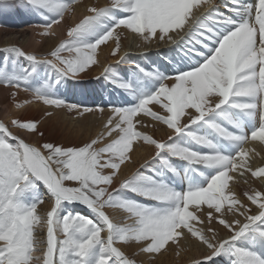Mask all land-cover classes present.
Segmentation results:
<instances>
[{"label":"snow or ice","instance_id":"1","mask_svg":"<svg viewBox=\"0 0 264 264\" xmlns=\"http://www.w3.org/2000/svg\"><path fill=\"white\" fill-rule=\"evenodd\" d=\"M79 3L22 6L42 17L39 35L55 37L53 26ZM85 12L44 57L17 46L3 50L0 86L13 89V100L25 91L78 116L104 111H81L62 97L82 87L81 74L98 63L101 45L114 41L110 54L117 55L121 28L144 45L174 44L175 56L165 59L175 67L131 63L122 76L106 66L104 78L121 99L109 101L101 131L81 146H34L19 133L36 134V122L12 119L16 133L0 122V264H137L139 255L155 257L188 240L203 249L194 264H264V193L235 191L249 177L264 183V167L253 169L246 159L259 153L245 147L264 146V0H110ZM127 62L122 56L117 64ZM157 124L170 130L166 141L137 130ZM137 141L155 149L141 169L156 167L149 175L138 169L109 191ZM44 204L50 210L38 213ZM106 208L132 223L114 221Z\"/></svg>","mask_w":264,"mask_h":264},{"label":"bare ground","instance_id":"2","mask_svg":"<svg viewBox=\"0 0 264 264\" xmlns=\"http://www.w3.org/2000/svg\"><path fill=\"white\" fill-rule=\"evenodd\" d=\"M247 3H254L255 0H246ZM110 3V0H80L78 5H73L75 11L72 15L65 13V21L61 26H53V31L56 32V36L44 37L39 35L43 31L40 27L42 17L29 11L23 7L24 3L18 0H0V59L3 57V50L17 46L22 48L26 52L35 53L39 57H44L52 49L53 45L58 44L60 41L67 39L65 33L69 26H74L83 15L86 14L85 8L89 5H95L97 7H106ZM11 5L12 7H4ZM223 10V9H221ZM16 11L15 14H12ZM203 11L201 6L200 11H193V18ZM114 35H119L121 47L116 56L110 54L111 49L115 46L114 41H109L106 45H101L97 49L96 59L98 63L91 66L85 74H81L80 89L73 92H69L66 96L62 97L66 99L68 103L81 107L97 108L106 107L109 101L119 102L121 99V92L117 89L109 80L104 78V68L111 65L113 69L125 76L128 74V69L131 63L140 64L141 66H147L149 69L159 65L161 68H174L175 65H168L165 57L166 55L175 56V52H170V49H174L175 45L172 43L160 44L159 46L153 41L148 45H144L141 41L134 36V34L128 33L125 29H117ZM173 39L179 41V36L174 35ZM139 45V47H138ZM62 55L68 56L65 52ZM127 59V63L117 64V61L121 57ZM23 62V61H22ZM170 83V82H169ZM13 89H5L0 86V122L9 125L10 130L16 133V129L11 128L10 121L12 119H32L36 120L38 126V132L48 133L49 137L59 136L60 139L69 142L71 145L81 146L85 142H88L91 138H95L101 131L103 123L106 122L109 111L107 107L104 111H92L85 113L83 116H78L76 112H69L66 108H53L43 105L42 101H35L31 93L20 91L17 94L15 100H13L9 93ZM33 100V103L26 104L25 101ZM16 103H25V106L17 109ZM50 111L52 113L49 118H45L46 113ZM137 119H145V117H137ZM138 131L146 132L153 138L159 141H166L170 130L165 126L157 124L154 128L149 127L145 129L137 128ZM23 136L26 142L38 146V139L35 135L19 133ZM139 145V146H137ZM135 151L131 152V162H125L121 165V169L118 171L117 176L109 188V191L119 187V184L128 179L134 172L140 169L144 174H152L156 165H152L151 168L141 169V165L145 162L152 163V158L155 154L154 147L143 144L142 141H137L133 145ZM246 148H253L259 155H253L249 153L246 158L251 167H264V146L259 145L258 142H251L245 145ZM230 187L232 184L230 182ZM244 190L251 192L252 190L261 191L264 193V183L254 181L249 177L248 184H240L235 191L239 194ZM132 196L133 194L128 193ZM140 200V197H134ZM242 200L247 204L249 203L243 195L240 196ZM253 213L256 212L255 206H251ZM49 209L48 204L38 206V213L45 214ZM77 210L82 214H87L88 210L77 206ZM106 214L110 216L116 222H124L131 224L132 221L127 219L125 213L119 209H105ZM231 219V217H229ZM198 226V225H197ZM221 237L226 233L223 229L219 228ZM41 235H46V229L41 232ZM134 249H127V252L131 254ZM203 249L193 241L188 240L181 243L180 247L169 248V250L163 254H158L155 257H150L147 254L139 255L136 257L137 264H194L196 259L201 258V252ZM40 254V253H37ZM222 264H227L226 259L222 261Z\"/></svg>","mask_w":264,"mask_h":264},{"label":"rangeland","instance_id":"3","mask_svg":"<svg viewBox=\"0 0 264 264\" xmlns=\"http://www.w3.org/2000/svg\"><path fill=\"white\" fill-rule=\"evenodd\" d=\"M18 1L24 3V0H18ZM15 13H16V11H14L12 14H15ZM144 67L148 68L147 66H144ZM106 107H104V109ZM149 107L153 108V110H155V111H158L159 114H161V115L164 114L162 111H159V109L157 107H154V106H151V105ZM48 112H50V111H48ZM45 118H49V115L46 114ZM20 121L21 122H31L33 120L32 119H24V120H20ZM34 122H36V120ZM39 133H43V132H37L36 134H31V135H35L36 139H38V145H40L42 143H45V142H50V143H53V144H56V145H62V146H65V147L66 146H73V145L69 144V142L61 140L60 139L61 137H59V136L49 137L48 133H43V136H40Z\"/></svg>","mask_w":264,"mask_h":264}]
</instances>
